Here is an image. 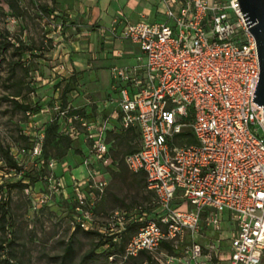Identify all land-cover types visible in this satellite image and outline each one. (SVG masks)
<instances>
[{
	"label": "built area",
	"instance_id": "1",
	"mask_svg": "<svg viewBox=\"0 0 264 264\" xmlns=\"http://www.w3.org/2000/svg\"><path fill=\"white\" fill-rule=\"evenodd\" d=\"M161 2L165 21L130 22L120 14L100 30L105 43L126 40L140 49L135 64L111 68L119 92L116 117L124 129L137 128L140 133V146L126 154L124 161L131 173L145 176L159 205V220L145 222L122 251L109 255V264L124 263L142 251L154 253L164 241L199 232L203 220L221 229L224 213L229 214L233 227L227 260L230 264H262L264 115L263 107L252 101L260 74L256 39L238 0ZM67 72L72 75L65 65L56 66L52 78ZM79 93L77 88L71 96ZM110 102L106 100L105 106ZM75 109L72 103L63 106L55 96L51 107L28 113L32 121L24 134L31 137L33 146L11 147V154L24 170L43 166L45 131L36 118L53 111L71 119L64 132L75 139L83 137L89 144L82 161L87 176H70L69 180L68 163H60L62 173L48 178L47 191L28 189L30 206L38 212L52 203L54 193L67 197L72 188L80 202L73 216L75 224L95 230L93 207L108 185L101 166L112 163L107 123L81 113L69 116ZM49 165L54 168L58 162L53 159ZM86 200L88 204L81 206ZM128 222L127 212L115 209L99 230L118 241ZM187 252L191 261H198L201 245L194 243ZM170 263L168 259L165 264Z\"/></svg>",
	"mask_w": 264,
	"mask_h": 264
},
{
	"label": "rangeland",
	"instance_id": "2",
	"mask_svg": "<svg viewBox=\"0 0 264 264\" xmlns=\"http://www.w3.org/2000/svg\"><path fill=\"white\" fill-rule=\"evenodd\" d=\"M9 2L15 6L14 11L9 8ZM68 21L69 15L58 0H0V142L5 148L27 145L22 132L29 131V122L32 121L24 112L13 109L12 94L20 93V101H38L48 107L53 105L55 96H61L64 103L73 102L70 90L75 85L79 88L77 82L80 78L75 76L67 85L66 80L56 79L61 75L52 78V73L56 66L63 64L67 67L68 62L60 58L62 49L70 48L72 36L88 27L82 21L70 24ZM90 29L97 30L94 26ZM70 52L75 53L74 50ZM108 79L103 78V88L104 92L111 93L108 89L106 91ZM54 115L55 112L51 111V116ZM47 119L44 113L36 118L40 124L48 123ZM110 141L113 164L101 166L108 185L97 201V231L115 209L129 211L133 213L132 217L140 218L142 214L135 210L140 206L147 207L150 211H146L143 221L156 219L159 215L155 194L145 185L143 175L131 173L124 161L125 155L137 147V134L118 132L110 135ZM63 148V145L59 149L55 145L48 146L45 168L35 169L31 165L29 170L34 172L30 175L16 176L0 170V245H6L5 250L0 251V264H109L106 244L110 239L98 233L88 234L74 222L79 201L72 188H69L67 197L59 191L54 193L52 203L38 212L31 209L28 189L47 191L50 186L48 178L61 174L63 160L68 163L69 170L82 164L84 152L78 140L64 155ZM53 159L58 165L51 168L49 163ZM0 165H5L1 159ZM17 183L26 187H10ZM85 192L88 194L87 190ZM95 194L98 193L95 191ZM87 204L88 200L81 206ZM232 232L233 228L227 225L215 229L203 220L199 232H186L183 238L170 241L171 249L161 245L154 253L139 254L121 264H165L174 257L179 260L171 259L170 264H191V254L187 250L194 243L201 245L202 254H209L206 262L223 264L219 257L226 255ZM99 241L106 244L95 249ZM125 241L126 237H123L121 244L117 245L119 250ZM69 245L72 251L66 254Z\"/></svg>",
	"mask_w": 264,
	"mask_h": 264
},
{
	"label": "crops",
	"instance_id": "3",
	"mask_svg": "<svg viewBox=\"0 0 264 264\" xmlns=\"http://www.w3.org/2000/svg\"><path fill=\"white\" fill-rule=\"evenodd\" d=\"M59 5L69 15L68 23L75 21H82L86 24V27L82 31H77L73 36V40L70 43V48L62 49V55L60 58L63 62H68L67 69L75 73L79 79V95L71 96L73 102L72 105L76 107L78 112H82L87 117L96 122L107 123L106 137L110 144V155L112 143L110 141V135H115L118 132L133 133L138 136V144L134 149H138L141 142L140 133L137 128L124 129L121 125L120 119L116 116L118 105L116 99L119 97V92L115 88L114 81L111 75V68L115 65H133L137 61V57L140 54L138 46L132 44L129 41L116 40L111 43H105L101 36V28L109 27L113 18L117 15L123 14L128 21L136 22L139 20H145L148 22L165 21L166 17L160 11L164 9V4L161 0H58ZM96 27V32L90 29V27ZM70 50H74L75 53H71ZM61 76L68 78L70 74L63 73ZM109 78L107 81L108 91L104 92L103 78ZM106 87V85H105ZM114 92L115 96H111ZM110 100L108 106H105V101ZM47 120H50L51 112L44 113ZM67 124L71 123V119H66ZM84 155L89 151V144L83 138L78 139ZM132 150V151H134ZM130 151V152H132ZM128 152V153H130ZM127 153V154H128ZM61 172L62 173V168ZM88 168L80 164L76 169L70 170L68 179L73 176L78 179H83L87 176ZM71 176V177H70ZM206 213H204V217ZM225 220L223 226L232 227L229 219V214L224 213L222 215ZM232 236V234H231ZM231 248L226 251V255H221L219 259L223 261V264H230L227 260L228 254ZM209 254L203 253L198 261H191V264L195 262L204 261L205 264H209L207 261ZM190 257V256H189ZM178 261V258H171Z\"/></svg>",
	"mask_w": 264,
	"mask_h": 264
},
{
	"label": "trees",
	"instance_id": "4",
	"mask_svg": "<svg viewBox=\"0 0 264 264\" xmlns=\"http://www.w3.org/2000/svg\"><path fill=\"white\" fill-rule=\"evenodd\" d=\"M9 4V8L11 9V11H14L15 6L12 3H8ZM1 66V65H0ZM76 76L75 73H73L70 77L66 78V77H62L59 76L56 79L59 80H66L67 85L71 82V80ZM78 87L75 85L71 88L70 90V94L77 89ZM21 96L20 93H16V94H12L10 101L13 104V109L14 110H20L22 112H24V114H26L27 116H29L28 113L30 114H38L40 113L41 109L46 105V103L44 104H40L38 103V101H27V100H19L18 98ZM61 103L63 106H67L68 104L71 103L70 100L67 101V103H64L62 97H59ZM51 102V101H50ZM54 103V101L52 100V104ZM77 113H81L84 114L82 112H78L76 109L71 111L69 113V116L77 114ZM85 116H87L86 114H84ZM30 117V116H29ZM68 118H61L59 116H57L56 114L53 116L52 120L48 121V123H44V131H45V139H44V145H43V152H42V156L41 158L45 160V158L48 156V146L50 145H55V147H57V149H59V147H61V145L64 146L63 151H62V155L66 154L67 150L70 148L71 144L76 142L75 138H72L69 134L64 132V127L67 125V120ZM185 136H187V140L189 142H194V138L192 137V135L190 133H185ZM22 136L23 138L28 141V144L25 145L24 147L26 148H31L33 146V141L31 139V137L27 136L26 134H24V132H22ZM17 147H22V146H17ZM0 159L3 161V163L5 165H0V170H7L9 174H11L13 172V170L16 172V176H22V175H30L31 172H34V170H24L23 165L11 154V148H5L1 142H0ZM83 161V160H82ZM62 162H66L65 160L61 161ZM46 163V160H45ZM41 168H45V164L41 167H35V169H41ZM143 175V174H142ZM144 177V181H145V185L147 186L146 183V178ZM22 180V179H21ZM30 180V179H29ZM36 180H33V182ZM21 187V188H25V185H21L19 183L14 184V185H10V187ZM153 192V191H152ZM155 194V193H154ZM76 196V195H75ZM156 197V195H155ZM157 200V198H156ZM80 204V202H77V204ZM97 203L95 204V206L93 207V212L95 214V218L97 215ZM145 209V210H144ZM126 211V210H123ZM140 212L142 215L140 216L144 218V216L146 215V211H150V209L148 210L147 207H139L138 209L135 210V212ZM127 212V217L129 218V222L127 224V229L126 231H124L122 234L118 235L119 236V240L118 241H114L112 236H109L105 233H101L100 231L95 230H84L86 233L91 234V233H98L101 234L102 236L106 235L110 240L109 242L106 244L105 241H99V243L96 244L95 249L98 248L99 246L106 244L108 245V257L111 253L115 252V251H122L124 249V246L127 242V240L129 239V237L136 233L139 228L145 224V222L147 221H141L139 217H132L134 216L133 213L126 211ZM110 214V213H109ZM108 214V216H109ZM107 216V217H108ZM107 220V218H106ZM158 221L159 218L157 217L156 219H153ZM106 225V221L104 223V226ZM78 226V225H77ZM103 226V227H104ZM80 228V226H78ZM81 229V228H80ZM83 230V229H82ZM133 231V233L131 232ZM123 237H126V241L123 243L122 246V250H119L117 248V245L121 244V240ZM170 241H164L161 245H163L165 248L171 249V246L169 245ZM6 245H0V251L5 250ZM94 249V250H95ZM94 250L91 252L93 253ZM72 251V246L69 245L67 247V251L66 254H69ZM143 253H148V251H142L139 254H143ZM138 254V255H139ZM137 255V256H138ZM135 256V257H137ZM135 257H132L130 259H133ZM129 259V260H130Z\"/></svg>",
	"mask_w": 264,
	"mask_h": 264
},
{
	"label": "water",
	"instance_id": "5",
	"mask_svg": "<svg viewBox=\"0 0 264 264\" xmlns=\"http://www.w3.org/2000/svg\"><path fill=\"white\" fill-rule=\"evenodd\" d=\"M249 31L256 39L260 74L253 102L263 107L264 115V0H238Z\"/></svg>",
	"mask_w": 264,
	"mask_h": 264
},
{
	"label": "flooded vegetation",
	"instance_id": "6",
	"mask_svg": "<svg viewBox=\"0 0 264 264\" xmlns=\"http://www.w3.org/2000/svg\"><path fill=\"white\" fill-rule=\"evenodd\" d=\"M263 259H264V256H263ZM263 262V261H262Z\"/></svg>",
	"mask_w": 264,
	"mask_h": 264
}]
</instances>
